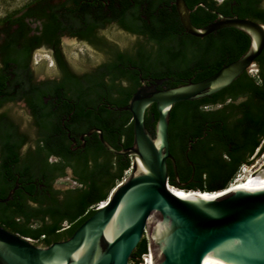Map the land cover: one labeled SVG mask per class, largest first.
Here are the masks:
<instances>
[{
	"label": "trees",
	"instance_id": "1",
	"mask_svg": "<svg viewBox=\"0 0 264 264\" xmlns=\"http://www.w3.org/2000/svg\"><path fill=\"white\" fill-rule=\"evenodd\" d=\"M37 1L35 11L27 5L0 23V104L12 95L16 100H27L37 127L36 137L28 140V133L21 132L20 125L8 113L0 114V198H6L19 186L8 202L0 203V224L48 246L70 238L96 211L97 205L107 201L131 165L129 156L110 153L99 138L91 141V155L73 163L65 139L56 136L60 116L74 111L72 121L79 131L98 127L114 148H128L134 141L132 115L118 108L128 105L141 87L138 70L134 67L166 77L168 81L164 85L168 88L189 80L199 82L243 56L249 49L250 38L246 32L235 28H229L235 34L225 37L222 30L205 38L151 36L148 40L155 48L138 43L128 53L114 56L94 76L77 77L62 62L60 37L56 32L62 26L61 17H65L69 25L81 24L71 19L79 9L59 3L52 5L51 13L46 15L44 0ZM258 2L248 0L242 17L264 22V12L258 9ZM32 15L48 18L41 35L30 36L32 28L28 19ZM42 44L55 48L64 69L61 80L34 83L30 61L34 50ZM256 62L257 76L245 72L212 96L174 105L169 125L170 151L179 163L184 164L188 157L195 166L198 180L188 189L203 193L225 189L236 180L243 165H250L255 155L264 153V51ZM122 79L128 83H116ZM44 96H51L49 105H45ZM62 102L64 105L58 106ZM217 106L220 107L215 108ZM152 114L157 121L155 105L145 116L150 130L156 127ZM31 141L37 146L36 150L21 161L20 150ZM54 154L62 160L50 162ZM70 165L78 186L66 191L56 189L55 182L65 176ZM186 166L181 176L183 181H188L192 174L191 168ZM148 247L145 237L131 264H139Z\"/></svg>",
	"mask_w": 264,
	"mask_h": 264
},
{
	"label": "water",
	"instance_id": "2",
	"mask_svg": "<svg viewBox=\"0 0 264 264\" xmlns=\"http://www.w3.org/2000/svg\"><path fill=\"white\" fill-rule=\"evenodd\" d=\"M185 30L204 38L224 28L249 34L252 43L239 59L225 64L214 75L199 82L160 89L165 79L143 85L128 105L133 122V145L117 150L108 143L100 129L105 148L114 155L129 156L130 173L110 193L107 201L63 241L48 246L14 233L0 224V264H131L143 238L149 236L155 264H202L212 254H219L234 264H264V189L236 191L216 199H186L172 191L187 184L169 180L168 160L176 169L170 152V114L175 104L212 96L229 87L256 64L264 50V25L249 19L226 17L203 28L195 27L184 0H177ZM153 105L155 129H148L146 112ZM191 148V147H190ZM188 153V152H187ZM16 188L0 203L11 199ZM191 190V189H188ZM161 224L162 230H158ZM111 228V239L106 231Z\"/></svg>",
	"mask_w": 264,
	"mask_h": 264
},
{
	"label": "flooded vegetation",
	"instance_id": "3",
	"mask_svg": "<svg viewBox=\"0 0 264 264\" xmlns=\"http://www.w3.org/2000/svg\"><path fill=\"white\" fill-rule=\"evenodd\" d=\"M37 2V0H34L28 5L32 6L33 10L35 11L38 8ZM184 2L187 8L190 10L191 22L197 28H203L215 22L219 19V14L226 17L233 16L241 19H249L264 25V22L253 19L250 16L242 17L243 8L247 4L248 0H184ZM59 3H61L62 6L67 5L79 9L78 14H76L75 16L71 15V19L73 21L80 22L81 24L75 26L69 25L66 18L61 17L60 21L62 22V26H59L60 29L56 32V35L60 37L59 49L61 52L60 55L62 62L64 63L68 71L77 77L94 76L97 70L102 66L110 63L114 56L118 54L128 53L130 50L134 49V46L138 43L140 45L146 46L147 48H155L156 46L148 40V38L151 36L163 35L172 39L198 38L190 35L185 30L180 18L177 0H78L77 2H75V0H44L43 7L45 8L46 15L51 13L53 9L52 5H57ZM258 9H261L264 12V0H259ZM28 21L30 27L32 28L30 36L41 35V30H43L44 28L43 23L48 22V18L47 16L43 18H37L36 16L32 15L28 19ZM221 34L225 37L235 34V32L229 30V28H224L222 29ZM2 36H4L3 33ZM248 36L250 38L249 42L251 45L252 38L249 34ZM111 37H134L137 39V43L132 47L123 48L120 47L117 42L113 41ZM72 43H79L83 45L88 59L90 58V56L87 51H93L98 55H102L104 59L98 64L89 65L86 69H84V71L82 67H79L81 71L77 70L75 65L73 64V61L69 57V50H67L70 49V45ZM36 51L51 53L54 65L53 72L51 74L45 73L44 77L40 79H38L35 75L34 65L36 64V66H39L41 64V70L45 67L42 66L44 65V63H39L37 61L34 62ZM255 65L258 66L257 62ZM1 67L2 65L0 61V68ZM30 69L34 75V83H42L47 80H61L64 77V69L57 59L55 48L50 47L46 44H42L34 50L32 60L30 61ZM133 69L138 70V76L141 82V86L152 85L155 80L165 79V82L159 88H168L164 85L168 81L166 77H158L152 71H144L139 67H134ZM44 71L46 70L44 69L42 72ZM109 79V76L105 77V80L107 82H109ZM189 82H191V80H189ZM116 83L126 85L128 82L125 79H122L118 80ZM7 84L9 85L10 82H8ZM10 97L11 98H7L4 103L0 104V114L8 113L12 117L11 108H9V106L21 105L28 111L32 120L33 129L37 131V127L35 126L34 114L29 107L27 100H16L12 98L13 95ZM1 98L2 97L0 96V99ZM51 100V96H44L45 105H49ZM60 105H64V102L60 103L58 106ZM73 106L74 108L76 107L74 103ZM109 108L113 109L111 106H109ZM53 111L56 112L57 108L55 107ZM73 114L74 111L68 114L63 113L60 116L59 133L56 136L57 138L65 139L66 145H68L69 151L72 156L71 161L74 163L78 158L80 159L83 156L91 155V153L93 152L91 144L92 140L94 142L98 140L97 138H99L100 140L99 134L97 132L91 135H86L84 140L82 139V137L90 130L100 128L94 126L87 131H79V129L75 126V123L72 121ZM15 122L17 123L16 120ZM20 130L23 133H27L21 128ZM28 140H32V137L30 135ZM36 147L37 146L33 141L24 144V146L20 150L21 161H23L24 158L28 156V154H32L36 150ZM186 154L188 153L186 152ZM173 157L176 160V169L174 168L173 163L168 160L169 180L173 184L178 185L176 182L178 178L180 183L187 184L185 186V189H188V187H190L198 180L196 176L195 166L192 161L188 160V157H185L183 161L184 164H182V162L179 163L174 155ZM49 160L50 162H58L62 160V157L54 154L50 156ZM185 164L192 170L191 177L188 181L181 180L183 172L186 171ZM66 172H70L71 177L74 178L75 182L77 183V180L74 176V168L71 165L68 166ZM18 178H21V176L18 175ZM43 187L44 186L42 185L41 188L43 189ZM15 188L17 190L19 186L16 185L13 189ZM36 193H38V191H36Z\"/></svg>",
	"mask_w": 264,
	"mask_h": 264
},
{
	"label": "rangeland",
	"instance_id": "4",
	"mask_svg": "<svg viewBox=\"0 0 264 264\" xmlns=\"http://www.w3.org/2000/svg\"><path fill=\"white\" fill-rule=\"evenodd\" d=\"M32 1L34 0H0V23L5 17L23 9L25 6H27ZM111 39H113V41L117 42L120 45V47H123V48L132 47L137 43V39L134 37H111ZM67 50H69V57L73 61V64L75 65L77 70H80L79 67H82L84 71V69H86L89 65L98 64L104 59L102 55H98L94 53L93 51H87V53L90 56V58L88 59L85 48L83 47V45L79 43L78 44L72 43L70 45V49H67ZM34 59H35L34 62L37 61L39 63H44V65L42 66L45 67V68H42L41 70L40 69L41 64L39 66H36V64L34 65L35 75L38 79L43 78L45 73L51 74L53 72L54 65H53V59L51 57V53H47V52L43 53V52L36 51ZM44 69L46 71L42 72ZM250 70L248 71V73L252 76H257L259 73L258 71L259 69L257 65H254V67L252 68V71ZM219 107L220 106H217L215 108H219ZM9 108H11L12 118L15 119L17 123H19L20 128L24 130L25 132H27L31 137L35 138L36 133H35V130L33 129L32 120H31V117L28 111L21 105L9 106ZM263 157H264V153L255 155L251 159L253 160V162L250 165L244 167L243 170H239L235 181L239 179H243V177L247 175L245 172L247 167H250L251 165L255 164L257 161H260V160L261 161L263 160V163H264ZM128 175L129 174L126 173L123 180H121L118 184L123 182L124 179L128 177ZM77 186L78 184L75 182L74 178L71 177L70 172H66L65 176L57 179V181L54 184V187L56 189H59L62 191L74 189ZM172 190L177 191V192L183 191L185 193H191V192L192 193L193 192L202 193L199 191L182 190L178 188H172ZM34 226H36V224H34ZM147 239L150 242L149 236H147ZM36 244L42 245L40 242H36Z\"/></svg>",
	"mask_w": 264,
	"mask_h": 264
},
{
	"label": "bare ground",
	"instance_id": "5",
	"mask_svg": "<svg viewBox=\"0 0 264 264\" xmlns=\"http://www.w3.org/2000/svg\"><path fill=\"white\" fill-rule=\"evenodd\" d=\"M254 65L250 68L252 71V68ZM264 158V157H263ZM246 176L243 177V179H239L233 183H231L227 188L215 191L212 193H185L183 191H174L177 193L180 197L186 198V199H197V197H205L208 199H216L219 197H222L224 195H227L229 193H233L236 191H247V192H255L259 190L264 189V163L263 160L257 161L255 164L251 165L250 167H247L246 170ZM170 188H176L172 187L170 185ZM179 189V188H178ZM105 204V202L103 203ZM161 224L158 226V230H162ZM111 228H109L108 231H106V237L108 239H111ZM148 262L150 264H155L154 256H152V259H148ZM202 264H234L230 261L224 260L219 254H212L209 255Z\"/></svg>",
	"mask_w": 264,
	"mask_h": 264
},
{
	"label": "built area",
	"instance_id": "6",
	"mask_svg": "<svg viewBox=\"0 0 264 264\" xmlns=\"http://www.w3.org/2000/svg\"><path fill=\"white\" fill-rule=\"evenodd\" d=\"M131 171V169H129L126 173L129 174ZM103 205V202L98 204L97 207H96V210L99 209L101 206ZM42 238H44V236H42ZM32 242L36 243L38 241H34L32 240ZM152 256H154L153 254V250L152 248L150 247V244H149V247H148V250L146 253H144L142 256H141V259H140V263L139 264H150V262H148V259H152Z\"/></svg>",
	"mask_w": 264,
	"mask_h": 264
},
{
	"label": "clouds",
	"instance_id": "7",
	"mask_svg": "<svg viewBox=\"0 0 264 264\" xmlns=\"http://www.w3.org/2000/svg\"><path fill=\"white\" fill-rule=\"evenodd\" d=\"M246 166H248V165H247V164H246V165H243V166L241 167V169H240V170H243V168H244V167H246Z\"/></svg>",
	"mask_w": 264,
	"mask_h": 264
}]
</instances>
